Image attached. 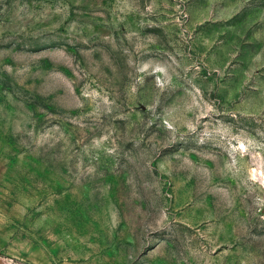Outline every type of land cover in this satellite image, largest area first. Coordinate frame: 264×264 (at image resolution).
Here are the masks:
<instances>
[{
    "label": "rangeland",
    "instance_id": "1",
    "mask_svg": "<svg viewBox=\"0 0 264 264\" xmlns=\"http://www.w3.org/2000/svg\"><path fill=\"white\" fill-rule=\"evenodd\" d=\"M1 264H264V0H0Z\"/></svg>",
    "mask_w": 264,
    "mask_h": 264
},
{
    "label": "water",
    "instance_id": "2",
    "mask_svg": "<svg viewBox=\"0 0 264 264\" xmlns=\"http://www.w3.org/2000/svg\"><path fill=\"white\" fill-rule=\"evenodd\" d=\"M1 261V260H0ZM0 264H1V262H0Z\"/></svg>",
    "mask_w": 264,
    "mask_h": 264
},
{
    "label": "bare ground",
    "instance_id": "3",
    "mask_svg": "<svg viewBox=\"0 0 264 264\" xmlns=\"http://www.w3.org/2000/svg\"><path fill=\"white\" fill-rule=\"evenodd\" d=\"M1 262V261H0Z\"/></svg>",
    "mask_w": 264,
    "mask_h": 264
}]
</instances>
